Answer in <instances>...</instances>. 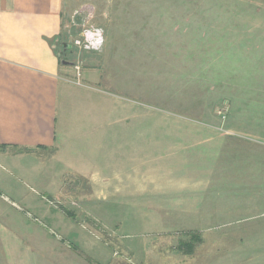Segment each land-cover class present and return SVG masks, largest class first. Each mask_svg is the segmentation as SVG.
<instances>
[{"label": "rangeland", "instance_id": "rangeland-1", "mask_svg": "<svg viewBox=\"0 0 264 264\" xmlns=\"http://www.w3.org/2000/svg\"><path fill=\"white\" fill-rule=\"evenodd\" d=\"M63 3L71 39L82 40L95 29L103 37L98 49H85L89 56L78 79L71 68L66 77L111 95V118H117L113 104H129L123 112L128 121L124 127L120 122L83 130L81 116L67 108L57 130L65 117V129L77 137L75 148L58 162L40 152L18 158L22 167L43 166L38 174L16 172L0 158V195L32 202L48 199L45 182L65 183L63 194L73 200L78 175L86 179L81 192L93 194L87 181L96 173L92 165L100 164L99 171L108 170L119 188L107 201L114 205H97L102 219L94 221L101 230L96 241L110 251L141 245L146 255L164 242L163 256L170 253L183 264H264V147L252 141H264V0ZM224 102L226 114L233 119L234 110L241 124H220L213 109ZM98 103L106 104L101 97ZM88 130L94 136L83 140ZM103 132L114 135L104 146ZM71 153L88 159V166L80 165L86 170L80 172ZM113 190H106L108 196ZM68 203L59 207L66 212ZM78 207L84 210L76 202ZM24 208L33 214L32 205ZM80 221L86 223L84 217Z\"/></svg>", "mask_w": 264, "mask_h": 264}, {"label": "crops", "instance_id": "crops-1", "mask_svg": "<svg viewBox=\"0 0 264 264\" xmlns=\"http://www.w3.org/2000/svg\"><path fill=\"white\" fill-rule=\"evenodd\" d=\"M63 4V0H0V158L22 174H38L35 170L42 171L43 166L22 167L18 162L19 157L39 156L37 152H40L44 156L49 155L51 161L58 162L61 154L75 148L77 137L65 129V117L64 126L60 124V132L57 130L58 120L67 108L74 116H81L85 126L83 130L89 127V130L96 131L97 126L106 129L108 125L113 127L120 122L124 127V121H128L124 116L129 117V113H123L129 112V104H113L117 118H111V112L107 110V105L113 102L111 95L98 92L96 88L82 87L78 82L74 84V80L66 77L65 69L71 68L77 80L84 57L89 55L88 51L74 44L75 37L71 39L68 35L70 20L66 27L63 22ZM71 54L75 59L68 58ZM75 65H79L80 69L77 70ZM99 97L106 104L99 105ZM230 115L231 112L226 114L220 124L231 126L242 123L237 118L240 115L234 110L233 119ZM89 130L82 136L83 140L94 136ZM107 137L112 140L114 135L112 132L109 135L103 132L102 146ZM252 141L264 147L263 140L254 138ZM24 149L30 152L21 151ZM71 157H76L80 172L86 170L83 167L81 169L80 165L88 166V159H84L83 155L74 156L73 153ZM110 158L107 150L106 159ZM105 164L107 169L108 162L102 163ZM99 165H92L96 173L87 181L93 194L81 192L80 185L86 179L78 175L72 183L76 193L73 200L65 198L63 194L65 183L56 185L45 182L41 188L48 199L36 198L32 202L26 197L17 202L0 195V264H183L185 261L179 262L170 253L163 256L167 248L164 242L155 244L145 255V247L141 245L124 247L120 244V249L110 251L109 247L96 241L101 230L94 221L102 219L96 215L97 205L100 202L114 205L113 200L107 201L116 194L113 188L119 189L116 183L113 184L108 170L106 173L99 171L102 167ZM122 180L118 183H124L125 180ZM98 189L102 192L100 196ZM109 189L113 190L110 196L106 191ZM53 193L55 199L50 198ZM66 201L70 202V207L64 212V208L59 206ZM72 202L74 207L71 206ZM76 202L80 206L84 205V210L79 207L76 209ZM25 205H32L34 215L23 212ZM83 217L86 223L80 221ZM173 248L176 254L179 251L182 253L183 249L179 247L169 249ZM138 256L143 257V260H131ZM97 257L103 262L100 263Z\"/></svg>", "mask_w": 264, "mask_h": 264}, {"label": "built area", "instance_id": "built-area-1", "mask_svg": "<svg viewBox=\"0 0 264 264\" xmlns=\"http://www.w3.org/2000/svg\"><path fill=\"white\" fill-rule=\"evenodd\" d=\"M99 30L95 29L93 33H91V35H89L87 32L85 31L87 34L86 36H84V39L80 40V39H75L74 40V44L78 47L84 48V49H89V50H96L98 49L102 42H103V37H102V33L101 31L98 32ZM75 68L77 70L80 69L79 65H75ZM226 109L227 105L225 104V102L223 103L222 107H217L215 108V114L217 116H219L221 118V120L223 121L226 117Z\"/></svg>", "mask_w": 264, "mask_h": 264}, {"label": "trees", "instance_id": "trees-1", "mask_svg": "<svg viewBox=\"0 0 264 264\" xmlns=\"http://www.w3.org/2000/svg\"><path fill=\"white\" fill-rule=\"evenodd\" d=\"M21 151H27V152H30L29 149H24V150H21ZM184 245H186V242H185V241H181V242L179 243V246H184Z\"/></svg>", "mask_w": 264, "mask_h": 264}]
</instances>
